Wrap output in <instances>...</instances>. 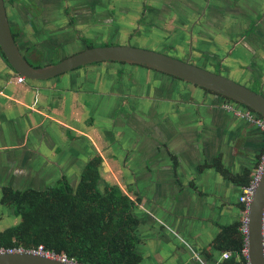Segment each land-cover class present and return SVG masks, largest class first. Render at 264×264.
<instances>
[{
	"label": "crops",
	"instance_id": "obj_1",
	"mask_svg": "<svg viewBox=\"0 0 264 264\" xmlns=\"http://www.w3.org/2000/svg\"><path fill=\"white\" fill-rule=\"evenodd\" d=\"M118 4L125 9H117L120 17L129 14V3L122 1ZM175 4L185 10L193 6L198 7L196 11L227 15L228 23L222 21L224 31L235 30V22L242 24L239 29L246 28L247 13L253 19L257 18L256 28L261 32L251 35L253 42L246 44L238 41L235 44L249 53V57L242 53V56H233V59L245 63L254 60L258 66L264 67V0H178ZM225 6L228 9H224ZM108 13L111 14V11ZM101 18L108 17L106 13H101ZM122 26L128 27L129 24L115 26L113 31H117L116 36ZM102 29L105 30L100 24L98 34H103ZM228 36L226 41L228 38L236 40L239 33ZM226 44L229 42L222 43L223 46ZM251 46L258 48L255 51L257 55L254 50L250 52ZM227 62L236 70L233 61ZM10 72L11 65L0 54V82L4 81V85H0V136L9 135L13 140L10 145L47 143L53 153L57 148L52 145L54 139L42 129L45 120L50 118L67 132L71 129L72 138L65 136L63 139L73 140L74 146L85 150V157L95 152L96 148L101 150L102 144L95 133L96 126L88 132L65 120V113L73 109L70 113L73 117L76 106L81 104V88L61 91L64 90L62 87L52 88L46 83L19 81L16 76L9 77ZM260 77L264 80V73ZM180 89L184 93L182 97L177 93ZM50 90L51 94L54 91L61 94L60 99L53 101L51 109L49 105L52 99L47 96ZM68 92L71 93L70 99ZM177 92H164L160 98H152L154 101L161 99L157 110L159 117L152 118L148 123L146 120L142 124L137 123L134 128L138 129H132L125 142L127 158L119 159L122 164L125 161L124 167L120 163L111 179L107 180L120 184L136 201L134 211L139 222L134 232L142 264H224L232 251L219 248L215 240L224 226L242 219L240 196L244 185L226 176L218 166L234 174H241L247 169L254 174L258 157L264 150V129L226 110L222 106L225 99L217 97L215 93L204 91V95L199 96L193 89L190 92L181 87L177 88ZM153 109L154 106L144 107L143 114L152 116L155 113ZM23 112L26 114L22 115ZM32 130L38 133L33 134ZM87 143L90 150L86 148ZM101 154L104 160L107 156L111 158L104 150ZM77 159L65 156L54 162L60 169L72 165L83 166V162L79 164ZM26 166L37 169L41 165L29 163ZM120 175L123 180L119 178ZM225 252L230 255L226 257Z\"/></svg>",
	"mask_w": 264,
	"mask_h": 264
},
{
	"label": "flooded vegetation",
	"instance_id": "obj_2",
	"mask_svg": "<svg viewBox=\"0 0 264 264\" xmlns=\"http://www.w3.org/2000/svg\"><path fill=\"white\" fill-rule=\"evenodd\" d=\"M177 1L178 0H149V2H146V4L142 7L141 13L140 10L132 12L131 10L135 8L128 7V10L131 11L132 15L140 13L137 20H139L138 22L144 26L143 34L145 36L140 35L139 37L156 39L151 41H156L162 48H165L168 51V54L175 57L183 60H189L190 62L196 63L210 70H214L216 67H219L218 72L224 74L225 71L228 73L225 75L229 77L232 74H236L237 76L242 77L244 81H247L248 84H256L258 89L255 90H262V92H264V80L260 77L264 73V67L258 66V62L254 60H249L245 63L240 60L233 59V56H242V53L243 55L245 54L246 57H249V53L235 46V44L238 41H242L246 44L253 42L251 35L258 33L259 31L261 32V30L256 28L255 22L257 18L253 19L252 16L250 17L251 14L247 13L245 14V16H248V26H246V28L243 30L239 29L242 24L235 22V30L227 29V31H224L225 27H223V23H228L226 19L227 15L209 13V11L207 13L205 10L196 11L198 10V7L193 6L186 7L187 10H185L184 7H180L175 4ZM118 2L117 0H5L15 40L24 56L34 66L46 65L36 62V60H38V56H44L42 55V53H44V51H42L43 48L46 50L49 46H53L50 48V52H47V50L45 51V53H48L49 56L50 53H57L58 49L60 51L62 48L67 46L85 45L86 48L88 46H95L94 43L91 44L90 41L109 36L116 38V31H112L110 35H107L106 30H103V34H98V30L101 24V13L107 14V12L111 11V14H114L116 9L125 10L124 7L120 8V6H117ZM125 8L127 10V7ZM224 9H228L227 6H225ZM211 10L212 8H210V11ZM234 14L237 16L242 15L239 13ZM262 16L264 17V15ZM105 19L107 20V18ZM131 22L132 21L129 23L131 24ZM235 32L239 33L238 38L236 40H232L234 38H228V41H226L225 38L229 37L228 35H235ZM152 33H154V35ZM132 38H128L127 43H130ZM181 42H184L186 45H183ZM224 42H229V44H226L227 46H223L222 43ZM194 45L197 46V48H194ZM213 47H217V49L214 51ZM251 47L250 52L254 50V54H256L255 51L258 48L256 46ZM27 52L28 55L26 54ZM36 53L38 54L37 57L35 55ZM252 57L253 56H251V58ZM227 60L233 61L232 63H234L233 66H236V70L230 66ZM154 70L163 72L157 69ZM163 73L168 74L166 72ZM20 75L21 74L11 66L9 77H19ZM168 75H171L170 78H179L172 74ZM27 79L28 78L25 77L23 81H27ZM162 85H164V87H162ZM124 86L128 87L127 85ZM196 87L203 89L206 93H215L212 90L199 85H196ZM158 88H160V92L164 93L171 91L177 92V88L179 87L173 81L165 80L160 83ZM189 91L191 92V89H189ZM177 93H179L181 97L184 95L183 90ZM215 94L217 97L225 99L223 95L217 93ZM80 105H83L82 102ZM129 116L130 114L128 113L127 118H131V116ZM123 117H125V115L121 112L118 116H113V112H110L109 114L107 113L105 118L110 119L111 121L109 128L107 124L95 125L93 119L90 124L92 127L96 126L97 129L100 127V130L106 131V135L109 138V140H107L109 153L107 152L108 149H104V151L110 157L117 160L122 157L126 160L128 155V147L125 144L126 139L129 135H131L132 129L138 125V122L135 121V123L130 119L124 120ZM92 127L90 129H92ZM134 129H138V127ZM87 131L89 132V130ZM112 132L114 133V136L112 135ZM68 134H72L71 129L68 130ZM86 137L89 138L88 134ZM70 138H72V136ZM53 144L57 145L55 144V141L52 142V145ZM71 144L72 145L69 147V157L77 159L80 155H82L83 151L85 152V150L78 149L74 146L75 143L73 140H71ZM86 148H90L88 143ZM58 149L59 148H55V150L52 151L53 154ZM76 149H78V151H76ZM101 151L103 150L96 148L95 152H90V155L86 156V158L89 159L96 154H100L103 157ZM65 156L66 155H62L61 157ZM85 162H83V166ZM103 162L105 161L103 160ZM119 162L121 163V161ZM124 164L125 161L123 164L121 163V166L124 167ZM103 168H105L104 164ZM70 173L74 175L76 172L72 173L70 171L66 174L73 183H76L72 180V177L69 176L71 175Z\"/></svg>",
	"mask_w": 264,
	"mask_h": 264
},
{
	"label": "rangeland",
	"instance_id": "obj_3",
	"mask_svg": "<svg viewBox=\"0 0 264 264\" xmlns=\"http://www.w3.org/2000/svg\"><path fill=\"white\" fill-rule=\"evenodd\" d=\"M118 1L122 3L121 0H117V2ZM125 1L129 3L128 6L135 8L131 10L132 12L140 10V13L142 7L146 4V2H149V0ZM117 6L120 5L117 3ZM131 11H129V14H125L124 17H120L121 15L119 14L117 9L114 11L116 17L114 16V14H110L107 12V20L105 18H101V27L108 28L105 29L107 31V35H110L112 33L115 26L117 27L120 24H130L129 22H132L128 27L122 26V29L118 31V35L116 36V38H112L110 36L99 38L97 40L90 41L91 44H122L127 43L128 38L133 37L130 41V43L133 45L151 48L167 53L168 51L165 48H162L156 41H151L156 39L139 37L140 35L145 36L143 34L144 26L138 22L139 20H137L138 15L140 16V13H137L136 15H133V17H131ZM152 34L154 35V33ZM181 43L183 45H186L184 42ZM52 47L53 46H49V48H46L47 52H50V48ZM194 48H197V46L194 45ZM83 49H85V45L67 46L62 48L60 51L58 49L57 53H50L48 56V53H45V48H43L42 51H44V53H42V55L44 56H38V54L36 53V57L38 56V60H36V62L41 64L55 63L60 61L62 58ZM216 49L217 47L214 49V51ZM26 54L28 55V52ZM218 69L219 67H216L214 71L218 72ZM225 74L228 73L224 71V75ZM170 77L171 75L164 74L163 72H158L142 64H132L124 63L121 61L106 60L96 63H89L48 79H37L38 81L27 79V82L33 83L37 81L42 85L43 83H46V85L49 84L52 88L62 87L64 90L61 91H75L78 87L80 88L81 86L80 91H78L81 97L80 101L83 105L76 106V112H74L73 117L70 115V113L72 114L73 109L70 110V113L66 112L65 120L73 122L85 130H90V128L92 127L90 126V124L92 123V119L95 125L107 124L109 128L111 121L110 119H106L105 117L107 113L109 114L110 112H113V116H118L120 112L124 113V120L130 119L140 124H142L144 120H146V122L148 123L151 122L152 118L156 119L160 115L159 111L157 110L158 108H160V103L158 102H161V99L154 101V99L152 98H160L162 92H160V88H158V86L165 80L173 81L176 85L184 90L193 89L196 92V95H204V91L200 90V88L196 87V85H194L193 83H189L176 77ZM230 77L253 87V89H258V86L256 84H248L247 81H244L242 77H239L236 74H232L230 75ZM1 84L4 85V81L0 82V85ZM124 85H127L128 87ZM162 87H164V85H162ZM52 90H50V92L47 94L49 99H52L51 105H49L50 108L52 107L53 101L56 99H60L61 95L55 93V91L51 94ZM69 93L70 92H68V94ZM176 96L179 97L178 95ZM70 97L71 93L69 94V99ZM153 106V110L155 111V113L152 116H149L151 119L148 120L149 117L143 114V108H151ZM128 113L130 114L131 118H127ZM24 114L26 113L23 112L22 115ZM168 118H170V116ZM42 129H45L47 133H49L53 137L55 144H57V148H59L56 152H54V154L51 153V149L49 148L47 143L37 142L34 144V142H26L25 145L13 146L10 145L11 143H13V140L9 135H5L4 137L0 136V146H2L0 147V199L2 194V186L5 184H12L15 187L19 188L27 186L42 187L44 185L47 186L50 184H54L58 177L62 175V173L68 174L70 171L76 172V174L74 175L70 173L71 175L69 176L72 177V180L74 182H77L79 180L83 166L72 165L60 169L59 166L54 162V160H60V158H63L61 157L62 155H66L69 159H76L69 157V147L72 145L71 140L63 139L65 138V136H67V138H70L71 134H68L66 130L62 129L59 124H57L50 118H47L45 120ZM31 132H33V134L38 133V131L34 130H32ZM95 133L99 136V140L101 141V146L98 142L100 148L102 150L108 149L107 147L109 146L107 140H109V138L106 135V131L100 130L99 127L98 129L96 128ZM112 135L114 136L113 132ZM5 142L7 144H4ZM40 144H42L41 147H39ZM4 145H8V147L5 148L6 146ZM34 146L35 148L33 150H30ZM107 152L109 153V150ZM105 154L107 153L105 152ZM86 160L88 159H86L84 153H82V155H80V157L78 158L79 162H85ZM104 161L105 168H103L102 170L101 178L102 187L104 186V183L109 182L107 179H111V175H114L113 173H115L117 167L120 166L119 160L112 157L109 158L107 156ZM29 163L41 166L37 169L28 168L26 165H29ZM119 178L122 179V175H120ZM11 210L12 209L8 208L0 201V214H4L3 219H0V230L18 222L19 217L12 213Z\"/></svg>",
	"mask_w": 264,
	"mask_h": 264
},
{
	"label": "trees",
	"instance_id": "obj_4",
	"mask_svg": "<svg viewBox=\"0 0 264 264\" xmlns=\"http://www.w3.org/2000/svg\"><path fill=\"white\" fill-rule=\"evenodd\" d=\"M0 54L8 62L1 47ZM263 155L264 150L255 169ZM103 160L100 154L89 158L76 183L62 174L54 184L45 187L3 185L0 201L19 220L0 230V248L44 244L81 264H142L134 232L139 222L134 211L136 201L118 183L106 182L101 186ZM218 169L244 186L253 178L249 169L241 174L231 173L221 165ZM245 208L242 203L243 211ZM241 225L242 219L224 226L215 240L219 248L232 251L224 264H249Z\"/></svg>",
	"mask_w": 264,
	"mask_h": 264
},
{
	"label": "water",
	"instance_id": "obj_5",
	"mask_svg": "<svg viewBox=\"0 0 264 264\" xmlns=\"http://www.w3.org/2000/svg\"><path fill=\"white\" fill-rule=\"evenodd\" d=\"M0 47L9 64L28 79H48L100 61L143 64L227 96L264 117V92L235 79L171 54L130 43L88 46L58 62L34 66L23 54L12 32L5 0H0ZM105 165V162H103ZM249 264H264V169L249 208ZM0 264H81L28 251L0 252Z\"/></svg>",
	"mask_w": 264,
	"mask_h": 264
},
{
	"label": "built area",
	"instance_id": "obj_6",
	"mask_svg": "<svg viewBox=\"0 0 264 264\" xmlns=\"http://www.w3.org/2000/svg\"><path fill=\"white\" fill-rule=\"evenodd\" d=\"M25 76L20 75L18 77L19 81H23ZM222 106L228 110L231 111L233 114L246 118L252 122L257 123L260 127L264 129V117L261 115H258L252 108L245 107L241 105L240 103L225 100L222 104ZM264 169V155L262 157L261 164L257 167L253 174V178L251 180V183L247 186H244L243 192L240 196V201L245 204V210L243 211V217H242V225L241 230L245 234V241H246V247L244 249V252L248 254V230H249V208L250 204L254 195L255 188L258 184V181L262 175ZM3 251H9V252H17V251H28L35 254L45 255L48 257L53 258H59L65 262L69 263H77L78 261L75 258H70L66 253H57L54 250L48 249L45 247L44 244H40L36 247L31 248H25L24 246H17L12 248H0V252ZM224 255L228 257L230 255L229 252H225ZM248 256V255H247ZM80 263V262H79Z\"/></svg>",
	"mask_w": 264,
	"mask_h": 264
}]
</instances>
